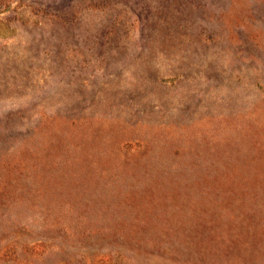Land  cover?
I'll use <instances>...</instances> for the list:
<instances>
[{"label":"rangeland","instance_id":"obj_1","mask_svg":"<svg viewBox=\"0 0 264 264\" xmlns=\"http://www.w3.org/2000/svg\"><path fill=\"white\" fill-rule=\"evenodd\" d=\"M0 264H264V0H0Z\"/></svg>","mask_w":264,"mask_h":264}]
</instances>
